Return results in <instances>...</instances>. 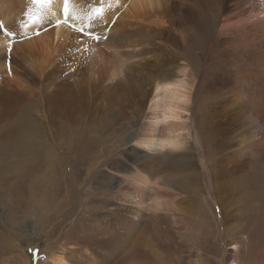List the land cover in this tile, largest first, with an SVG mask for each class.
I'll use <instances>...</instances> for the list:
<instances>
[{"label":"rangeland","instance_id":"obj_1","mask_svg":"<svg viewBox=\"0 0 264 264\" xmlns=\"http://www.w3.org/2000/svg\"><path fill=\"white\" fill-rule=\"evenodd\" d=\"M41 22L38 32L42 34L50 25L46 20ZM69 25L73 40L86 42L87 55H80L76 63L72 59L77 54L70 46L66 47L69 50L58 47L51 52L47 46L45 53L41 49L45 33L38 41L28 35L8 37V49L0 51V264H48L59 254L64 259L69 256L71 264H87L85 255L70 254L74 248H89L91 254H98L100 264H229L232 259L228 263L224 257L233 252H237L238 264H264V163L252 160L238 166L245 157L232 163L227 157L221 158L224 153L232 155L243 149L229 141L231 146L220 154V130L208 123L203 111L207 103L212 105L219 99L212 93L195 103L197 120L189 112L185 116L189 117V137L195 149L194 173L188 172L192 185L183 196L185 201H179L188 212L173 217L170 211H158L159 238L152 239L143 223L140 228L144 231L146 227V239H151V244L145 241L133 250L135 253L128 252L127 243L120 242L124 228L120 221L131 223L130 210L136 208L118 197V186L126 188L127 184L115 176L114 163L124 165L127 177L135 175L141 166L157 173L165 164L164 155L146 154L142 146L135 153L136 142L152 134L146 105L138 114L125 109V117L117 119L118 101L125 99V91L118 90L110 102L100 94L92 104L88 93L77 89L75 71L86 70V58L93 55L98 41L106 40L112 24L105 22L100 30L85 26L84 31ZM217 30L213 46L206 45L204 56L196 51L200 71L197 65L195 73L198 71L206 89L209 83L228 80L230 75L231 57L225 52V44L218 46L220 49L214 47ZM10 31L11 27H0V35ZM186 36V43L197 40L195 31ZM184 45L182 52L187 51ZM165 54L162 62L174 61ZM188 59L195 66L198 63L193 56L185 61ZM209 63H214L215 69L206 74ZM87 87L85 82V91ZM252 93L254 87L248 88V94ZM251 111L259 110H246ZM258 133L260 125L251 131V138L257 140ZM214 154L216 158L209 166L207 161ZM218 171L227 172L216 180L220 190L212 182ZM107 175L117 183L109 186ZM254 227L259 232L258 245L249 254L247 248L240 247ZM110 251L113 253L108 256Z\"/></svg>","mask_w":264,"mask_h":264},{"label":"bare ground","instance_id":"obj_2","mask_svg":"<svg viewBox=\"0 0 264 264\" xmlns=\"http://www.w3.org/2000/svg\"><path fill=\"white\" fill-rule=\"evenodd\" d=\"M68 8L66 18L64 0H52L50 5L34 3L33 0H0V25L11 27L10 32L13 33L0 35V51L8 49L11 37L19 39L28 35L29 39L38 41L45 33L41 43L45 53L47 46L50 52L58 47L69 50L66 47L70 46L71 51L77 54L72 59L76 63L80 55H87L86 42L82 38L73 40L67 25H74L84 31L85 26H96L100 30L105 22L112 24L110 34H105L106 40L101 38L93 55L86 58V70L80 68L75 71L78 77L77 89L82 94L87 92L92 104L100 94L110 102L118 90L125 91V99L118 101L117 119L125 117V109L138 114L146 105L152 134L136 142L135 153L142 146L146 154L159 153L165 159L164 166L157 173L152 168L144 169L141 166L132 177L124 175L123 164L114 163L115 176L121 177L127 184L126 188L118 186V197L122 203L136 208L130 210L133 219L127 217L131 223L127 219V223L120 221L124 226L120 242L124 245L127 243L126 249L131 253L145 241L148 244L152 242L146 239V227L144 231L140 228L143 223L147 224L152 239L159 238L156 237V219L160 217L158 211H170L173 217L188 212L183 208L184 203L181 206L179 201H185L183 196L192 185L189 174L194 173L195 149L189 137V117L185 116L189 112L193 120L196 119L194 105L198 99L207 98L211 93L215 98L219 97L214 104L207 103L203 111L208 123L220 130L223 146H219L220 154L225 152V147L231 146L229 141L243 149V152L232 155L224 153L221 158L227 157L226 161L232 163L241 156L245 157V162L238 163V166L248 165L252 160L264 163V0H69ZM42 20H46L50 26L47 32L41 34L38 30L43 24ZM136 23L137 26H132ZM217 27L214 47L225 44V52L231 57L230 75L228 80L209 83L206 89L198 71L195 73L197 65L200 71L197 54L200 52L204 56L206 45L209 43V48L213 46ZM191 31L196 32L197 40L186 43V33L190 34ZM183 44L187 51L182 52ZM165 53L170 54L174 61L169 64L162 62ZM188 56L198 61L196 66L189 59V62L185 61ZM90 59H95V62L90 63ZM179 60L182 61L181 65L177 64ZM214 69L215 64L209 63L206 74ZM85 82H88L86 91ZM146 86L148 91H144ZM250 87H254L251 95L248 94ZM250 107H256L259 111L246 112ZM257 125L261 126V133H258L259 138L255 140L251 138V131ZM155 133H158L156 138ZM215 158L214 154L208 159L209 166ZM112 166L113 163L111 170ZM223 174L227 172L218 171L212 181L219 190L221 188L217 186L216 180ZM105 179L109 186L117 183L112 176L107 175ZM134 226H137L135 231ZM258 233L256 227L248 232L244 246L240 249L247 248L250 254L258 245ZM112 249L116 250L114 247ZM121 250L124 251V247ZM91 252L89 248L77 251L74 248L70 254L85 255L87 264H100L98 254L95 256ZM111 252H108V256ZM233 253H226L223 257L227 258L228 263L232 259L229 264H238L237 252ZM67 259L69 256L64 259L60 254L55 255L48 264H71L72 261Z\"/></svg>","mask_w":264,"mask_h":264},{"label":"snow or ice","instance_id":"obj_3","mask_svg":"<svg viewBox=\"0 0 264 264\" xmlns=\"http://www.w3.org/2000/svg\"><path fill=\"white\" fill-rule=\"evenodd\" d=\"M34 3H40V4H45V5H50L52 3V0H33ZM69 0H64V14L65 17L67 18L69 8H68ZM2 27V25H0ZM8 35H13V33H8ZM95 39L99 40V37H95Z\"/></svg>","mask_w":264,"mask_h":264}]
</instances>
